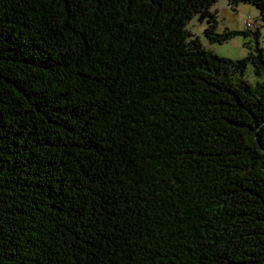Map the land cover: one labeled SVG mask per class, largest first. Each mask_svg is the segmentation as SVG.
Returning a JSON list of instances; mask_svg holds the SVG:
<instances>
[{
  "label": "trees",
  "instance_id": "16d2710c",
  "mask_svg": "<svg viewBox=\"0 0 264 264\" xmlns=\"http://www.w3.org/2000/svg\"><path fill=\"white\" fill-rule=\"evenodd\" d=\"M214 2L0 0V264H264L263 49L205 48L257 37Z\"/></svg>",
  "mask_w": 264,
  "mask_h": 264
},
{
  "label": "rangeland",
  "instance_id": "374dc122",
  "mask_svg": "<svg viewBox=\"0 0 264 264\" xmlns=\"http://www.w3.org/2000/svg\"><path fill=\"white\" fill-rule=\"evenodd\" d=\"M212 11H217V32H221L226 28L229 30H248L247 22L252 24V30H257V37L254 34H239L224 43H211L204 36L203 30L207 26L206 20L200 21L195 15L187 23V30L194 36L200 38L201 44L210 50H213L219 56L228 57V59L236 60L244 58L249 51H253L255 46L263 49L264 56V25L258 19V8L250 3L239 2L232 7L227 0H216L211 7ZM243 79L254 84L261 78L256 75L253 64L249 63ZM264 76V75H263Z\"/></svg>",
  "mask_w": 264,
  "mask_h": 264
},
{
  "label": "built area",
  "instance_id": "2783aa9c",
  "mask_svg": "<svg viewBox=\"0 0 264 264\" xmlns=\"http://www.w3.org/2000/svg\"><path fill=\"white\" fill-rule=\"evenodd\" d=\"M246 26H247L248 28H251V27H252V24H251L250 22H247V23H246Z\"/></svg>",
  "mask_w": 264,
  "mask_h": 264
}]
</instances>
